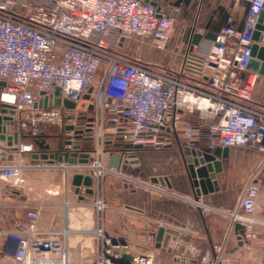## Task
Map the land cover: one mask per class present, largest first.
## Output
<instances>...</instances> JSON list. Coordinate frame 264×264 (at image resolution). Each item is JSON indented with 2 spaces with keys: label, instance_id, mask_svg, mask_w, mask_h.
Instances as JSON below:
<instances>
[{
  "label": "built area",
  "instance_id": "1",
  "mask_svg": "<svg viewBox=\"0 0 264 264\" xmlns=\"http://www.w3.org/2000/svg\"><path fill=\"white\" fill-rule=\"evenodd\" d=\"M236 1L247 4L241 28L229 15L215 40L203 39L191 50L186 43L182 63L174 69L118 51L121 39L134 37L151 40L159 51L168 49L178 20L153 0H0V82H5L0 86V182L23 192L29 171H60L67 183L77 174L91 176L93 197L82 185L78 200L63 205L66 221L75 206L91 205L96 212V219L84 216L80 226L56 230L42 229L40 211L29 209L12 230L0 228L5 238L0 264H127L122 255L128 245L107 233L104 219V183L119 174L109 166L110 158L129 163L136 146L171 144L167 130L185 114L200 123L187 124L183 147L196 148L205 131L210 150L244 146L264 156V112L253 103L257 78L245 75L264 0ZM194 33L199 32L192 27L182 36L186 40ZM85 154L88 163H80ZM26 155L32 156L28 163ZM74 158L77 162L70 163ZM258 174L247 180L229 230L256 210L262 190ZM125 180L132 186L142 182ZM200 200L192 201L199 210ZM245 226L244 239L253 243L254 227ZM226 246L227 237L197 264H221ZM132 264H154L153 254H136Z\"/></svg>",
  "mask_w": 264,
  "mask_h": 264
},
{
  "label": "crops",
  "instance_id": "2",
  "mask_svg": "<svg viewBox=\"0 0 264 264\" xmlns=\"http://www.w3.org/2000/svg\"><path fill=\"white\" fill-rule=\"evenodd\" d=\"M164 12L177 17L178 34L174 35L168 49L157 50L162 53L155 63L177 69L187 52L185 36L182 34L195 27L199 33H217L224 26L226 19L232 15L235 26L241 28L247 15V4L236 0H153ZM246 76L255 75L256 85L253 91L254 106L264 112V76L246 71ZM188 123H200L197 116L185 114L184 118L167 130L171 144L161 148H142L134 151L135 161L121 164L119 174L109 175L104 183L105 199L108 205L104 219L107 233L120 241H125L133 255L152 253L154 264H182L175 260H201L207 249L221 244L227 237L226 250L221 264H264V160L262 153L244 146L222 148L225 155L217 157L222 170L217 174L214 191L202 196L201 210L194 208L195 199L188 184L184 159L175 134L183 140V131ZM205 130V129H204ZM176 132V133H175ZM182 144V142H181ZM197 150L210 151L207 134L202 131L196 145ZM32 156L26 155L28 163ZM40 171V170H36ZM26 173L27 186L23 192H15L8 184L0 182V226L2 230L13 229L16 221H25L29 209L40 211L39 226L42 229L61 230L70 225L78 227L88 219H96V212L91 205L75 206L72 217L66 221L64 203L75 202L78 197L73 188L70 193L69 183L65 179V189L53 185L55 192L47 191L36 185L33 174ZM258 171V182L262 186L256 210L245 216L246 221L237 222L245 227L238 235L229 230L233 221V212L240 200L244 186L250 176ZM125 176L142 180L136 185L127 184ZM167 178L170 188L153 183L152 178ZM151 183V184H149ZM50 194L51 196H46ZM93 197V196H92ZM81 199V198H80ZM93 198L86 201L90 202ZM128 210H124L127 209ZM84 216L87 220H85ZM251 223L256 233L253 243L245 241L246 224ZM175 230L187 238L185 247L178 244L174 234L167 232L161 248L156 247L158 228ZM170 250H172L170 252ZM175 251V252H174ZM177 251V252H176Z\"/></svg>",
  "mask_w": 264,
  "mask_h": 264
},
{
  "label": "water",
  "instance_id": "3",
  "mask_svg": "<svg viewBox=\"0 0 264 264\" xmlns=\"http://www.w3.org/2000/svg\"><path fill=\"white\" fill-rule=\"evenodd\" d=\"M203 39L207 40H215L216 39V33H194L192 38L186 39V43L189 46V49L191 50L195 45H198ZM254 45L252 48V55L251 59L248 63L247 70L251 72L259 73L260 75L264 76V12L261 14V17L259 19V22L256 27V31L253 35ZM124 39H121V45L124 43ZM5 82H0V86H4ZM93 89L90 88L88 91V95L85 96V99H89V95L92 93ZM58 94V92H56ZM65 106L73 108L75 107V104L70 103L68 101L64 102ZM56 106L61 105V100L57 99L55 102ZM42 106V103L40 104ZM91 110H93V107H90ZM93 118H90V121H92ZM89 132H92V128L89 129ZM176 140L180 144L181 153L184 159V165L187 175L188 184L190 186V190L195 198V200H199L203 195L206 196L212 191H214L213 185L216 183V177L217 174L221 172L222 170V164L217 159V157L221 155H225L226 150H223L222 147H217L214 150L210 151H202L197 150L196 148H188L183 147L181 144V139L179 138V135L175 134ZM128 148H132L131 145L127 146ZM135 149H142V146H136ZM1 154H4V152H1ZM67 157V156H65ZM88 154H85L81 156L79 162L80 163H88ZM70 163H76L77 160L70 159ZM121 157L115 156L111 157L109 161V166L114 167L116 169H120L121 167ZM151 181L153 183H161L163 186L171 187L167 178L158 177V178H152ZM72 185L75 186V193L78 194L80 192V187L84 185L87 187L86 194L92 196L94 194L93 185H94V179L91 176H83L81 174H77L73 176L72 178ZM245 227L242 224L236 223L235 224V233L238 235V240L240 241V245L243 244V238L240 235V233L244 232ZM169 232L170 234H174V237H176V241L179 245L185 247V244L187 243V238L183 236V234H179L178 231L175 230H166L165 227L160 226L158 228L156 237V247L161 248L163 241H164V235ZM121 244L123 246H126L127 243L125 241H121ZM172 250H170L171 252ZM175 252V251H174ZM177 252V251H176ZM122 260L126 261L127 264H132L134 260V255L130 252H125L122 255ZM175 260H178L182 262V264H197L198 260H191V261H185L184 259L179 260L177 256H175Z\"/></svg>",
  "mask_w": 264,
  "mask_h": 264
},
{
  "label": "rangeland",
  "instance_id": "4",
  "mask_svg": "<svg viewBox=\"0 0 264 264\" xmlns=\"http://www.w3.org/2000/svg\"><path fill=\"white\" fill-rule=\"evenodd\" d=\"M177 30V27H176ZM175 30V35L178 34ZM178 31V30H177ZM121 55L126 58L139 59L144 64L156 65V66H165L162 64L155 63V58L158 55H161L159 51L155 50L152 47V41L144 38H130L124 41L123 46L118 50ZM52 133L56 132V129L51 130ZM33 179L36 181L34 184V192L36 191V185L40 188H43L45 192L53 191L55 188L51 187L53 185H61L62 190L65 189V179L64 175L60 171H46L40 170L36 171L33 174ZM73 185L72 182H69L70 193L73 194ZM46 196L50 197V194L46 193ZM1 228V226H0ZM4 237L0 238V245H2Z\"/></svg>",
  "mask_w": 264,
  "mask_h": 264
},
{
  "label": "bare ground",
  "instance_id": "5",
  "mask_svg": "<svg viewBox=\"0 0 264 264\" xmlns=\"http://www.w3.org/2000/svg\"><path fill=\"white\" fill-rule=\"evenodd\" d=\"M135 161V159H133L131 162H129V163H132V162H134Z\"/></svg>",
  "mask_w": 264,
  "mask_h": 264
}]
</instances>
